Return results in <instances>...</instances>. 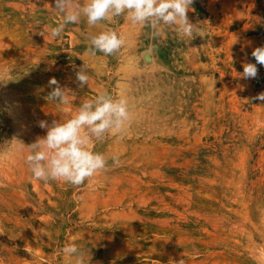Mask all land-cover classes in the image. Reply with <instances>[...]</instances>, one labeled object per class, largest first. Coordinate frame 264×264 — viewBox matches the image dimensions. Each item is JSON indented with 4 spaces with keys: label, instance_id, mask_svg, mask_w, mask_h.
Returning <instances> with one entry per match:
<instances>
[{
    "label": "rangeland",
    "instance_id": "obj_1",
    "mask_svg": "<svg viewBox=\"0 0 264 264\" xmlns=\"http://www.w3.org/2000/svg\"><path fill=\"white\" fill-rule=\"evenodd\" d=\"M52 7L0 0V264H73L70 243L89 264H264V65L240 76L264 46V0H194L188 17L204 36L191 41L172 27L153 38L123 16L93 27L82 17L53 39ZM107 28L125 46L88 55L87 34ZM53 77L76 94L69 104L47 100ZM103 91L132 116L92 141L109 169L80 186L33 179L27 148L9 141L35 142L41 121L67 120Z\"/></svg>",
    "mask_w": 264,
    "mask_h": 264
},
{
    "label": "clouds",
    "instance_id": "obj_2",
    "mask_svg": "<svg viewBox=\"0 0 264 264\" xmlns=\"http://www.w3.org/2000/svg\"><path fill=\"white\" fill-rule=\"evenodd\" d=\"M194 0H55V9L60 14L57 26L50 29L49 35L55 39L61 37L69 24H77L86 18L90 27L101 22H111L123 16L132 25H140L151 29L153 38L164 34L165 27H172L180 38L189 41L196 36L203 37L204 30L193 24L188 12L193 10ZM39 35L44 37L43 32ZM87 54L105 56L119 53L125 46V38L112 28L98 34L88 33ZM256 63H245L243 79L257 77V64L264 65V46L256 47L251 53ZM90 76L83 62L76 71V81L83 88L88 85ZM51 91L46 97L58 105H67L75 93L62 87L56 78L49 80ZM54 86V87H53ZM69 93L72 94L70 98ZM254 99L264 102V92L258 93ZM132 119L126 98H114L107 91L97 94L94 99L81 103L67 120H53L51 124L41 121L39 126L46 129V135L37 137L35 142L25 145L15 136L9 141L26 147L25 157L32 178L48 183L63 181L72 186H80L97 173L109 169V158L102 153L91 151L92 141L103 142L110 134L122 133ZM112 166H119V158L111 157ZM2 234V233H0ZM28 251V249H25ZM61 252L73 258V264H89L84 253L75 244H66Z\"/></svg>",
    "mask_w": 264,
    "mask_h": 264
}]
</instances>
